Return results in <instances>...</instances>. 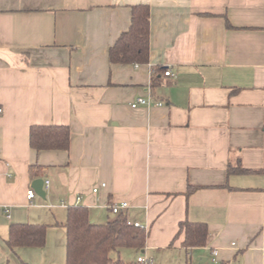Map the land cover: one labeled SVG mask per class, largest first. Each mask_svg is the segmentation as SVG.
I'll return each instance as SVG.
<instances>
[{
    "label": "crops",
    "instance_id": "crops-1",
    "mask_svg": "<svg viewBox=\"0 0 264 264\" xmlns=\"http://www.w3.org/2000/svg\"><path fill=\"white\" fill-rule=\"evenodd\" d=\"M138 4L150 62L112 63ZM157 67L175 78L154 86ZM0 106V264H66L68 207L106 223L122 202L148 231L128 262L264 264V0H0ZM34 124L69 126V149H33ZM37 178L46 197L29 200ZM186 219L205 245L185 247ZM27 222L45 245L10 247Z\"/></svg>",
    "mask_w": 264,
    "mask_h": 264
},
{
    "label": "trees",
    "instance_id": "trees-1",
    "mask_svg": "<svg viewBox=\"0 0 264 264\" xmlns=\"http://www.w3.org/2000/svg\"><path fill=\"white\" fill-rule=\"evenodd\" d=\"M150 15L147 4L132 7V20L129 29L123 32L110 49L112 63H148L150 62ZM230 26V23H229ZM164 68H154L153 85L161 83ZM71 130L67 125L34 124L29 130L30 145L36 150H67L70 147ZM34 166L31 173L35 176ZM229 173H246L240 164L229 166ZM199 189L189 186L190 195ZM66 229V264H141L127 262L120 257L124 248L143 250L148 231L130 223L124 213L106 223L93 222L88 207L71 205L67 210ZM178 234H184L183 244L192 248L205 245L208 237V225L204 222H193L188 219L180 222ZM47 224L13 223L10 225L7 243L10 247H42L46 243ZM117 251L119 256L113 258L111 253Z\"/></svg>",
    "mask_w": 264,
    "mask_h": 264
},
{
    "label": "built area",
    "instance_id": "built-area-1",
    "mask_svg": "<svg viewBox=\"0 0 264 264\" xmlns=\"http://www.w3.org/2000/svg\"><path fill=\"white\" fill-rule=\"evenodd\" d=\"M164 75L167 76V77H170L172 79L175 78V73H173L170 69L165 70ZM156 104L157 105H162V102H158ZM141 105H145V106L150 107L152 105V101H151V99L149 97L147 98V97H144V96H139L133 102H131V106L133 108H136V107L141 106ZM2 113H3V107L0 106V115ZM48 185H49V181L47 180L45 182V188H47ZM103 185H105V184H103ZM98 189H99L98 187H95V188H93V191L97 192ZM36 195L37 194H36V192H35V190L33 188H30L28 190V192H27V196H28L29 200H32L33 198H35ZM79 199H80V197H79ZM127 206H128L127 202H122L121 204H114L113 206H111V210H112L113 213L119 214V213H121L122 209L126 208ZM132 224H134L137 227H141V228L147 229V227L145 225H143V224H141L139 222H135V223H132ZM217 253L218 252L215 251V254H217ZM138 262H140L141 264H147V262H149V261H148V259H146V258H144L142 256H139L138 257Z\"/></svg>",
    "mask_w": 264,
    "mask_h": 264
},
{
    "label": "rangeland",
    "instance_id": "rangeland-1",
    "mask_svg": "<svg viewBox=\"0 0 264 264\" xmlns=\"http://www.w3.org/2000/svg\"><path fill=\"white\" fill-rule=\"evenodd\" d=\"M127 250H129V251H127ZM132 251H133V249H125V250L123 251V253H122V257L125 259V261H127V262L130 261V259H131L132 256H133V254L130 253V252H132ZM111 256H112L113 258H117V257L119 256V254H118L117 251H113V252L111 253ZM135 256H136V255H135ZM141 256L144 257V258H146V259H148L149 262H147V264H154V263H155V259H154L152 256H147L145 253H143Z\"/></svg>",
    "mask_w": 264,
    "mask_h": 264
},
{
    "label": "water",
    "instance_id": "water-1",
    "mask_svg": "<svg viewBox=\"0 0 264 264\" xmlns=\"http://www.w3.org/2000/svg\"><path fill=\"white\" fill-rule=\"evenodd\" d=\"M33 189L36 194L42 198L46 197L45 180L43 178H37L32 183Z\"/></svg>",
    "mask_w": 264,
    "mask_h": 264
}]
</instances>
